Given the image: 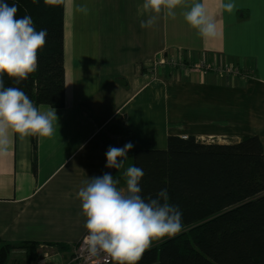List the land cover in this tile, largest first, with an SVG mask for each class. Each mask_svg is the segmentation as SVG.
<instances>
[{"label":"crops","instance_id":"obj_1","mask_svg":"<svg viewBox=\"0 0 264 264\" xmlns=\"http://www.w3.org/2000/svg\"><path fill=\"white\" fill-rule=\"evenodd\" d=\"M196 2L213 15L218 38L203 39L185 21ZM142 3L70 0V27L81 24L88 38L76 35L68 61L64 55V105H36L55 109V132L35 136V170L31 137L12 135L8 155L0 158V239L38 242L37 264H68L87 232L79 189L106 172L124 187L135 149L165 148L172 134L218 143L256 135L264 150V0H235L232 14L220 10V0H186L174 19L162 14L151 28L140 27L147 19L139 15ZM77 4H86L88 14L73 10ZM159 54L232 63L246 76L153 69ZM128 142L134 147L124 167L106 168L109 146ZM14 252L24 261V250Z\"/></svg>","mask_w":264,"mask_h":264},{"label":"trees","instance_id":"obj_2","mask_svg":"<svg viewBox=\"0 0 264 264\" xmlns=\"http://www.w3.org/2000/svg\"><path fill=\"white\" fill-rule=\"evenodd\" d=\"M18 7L17 18L31 16L37 31L47 30L38 52V69L16 85L4 76L5 87H18L35 105H64V2L6 0ZM32 168L36 169L35 136L31 137ZM133 166L140 167L141 195L155 198L167 189L169 203L182 211L184 230L155 244L138 264H264V150L256 135L231 143L168 135L165 148H138ZM58 249L61 243H48ZM40 244L0 239V264L24 250V261L38 259ZM111 264H114L112 261Z\"/></svg>","mask_w":264,"mask_h":264},{"label":"clouds","instance_id":"obj_3","mask_svg":"<svg viewBox=\"0 0 264 264\" xmlns=\"http://www.w3.org/2000/svg\"><path fill=\"white\" fill-rule=\"evenodd\" d=\"M64 0H46L59 6ZM186 5V0H143L139 15L141 28L155 26L162 14L175 18V10ZM219 8L232 14L235 0H220ZM75 11L87 15L86 4L75 5ZM18 7L0 0V158L11 148V137L24 140L28 137H52L58 117L55 109L42 111L18 87H5L4 76L19 85L38 69V52L46 44L47 30L37 31L29 15L17 18ZM187 24L200 37L213 40L221 35L217 22L202 2L193 3L184 12ZM134 145L109 146L105 153L106 168L119 170L128 159ZM144 171L128 166L123 172L124 187L111 173L91 177L84 181L77 193L81 211L86 218L87 234L83 245L89 255L104 253L114 264H138L144 253L155 244L164 243L184 230L182 211L169 203L168 190L161 189L155 198L141 195L140 181Z\"/></svg>","mask_w":264,"mask_h":264},{"label":"built area","instance_id":"obj_4","mask_svg":"<svg viewBox=\"0 0 264 264\" xmlns=\"http://www.w3.org/2000/svg\"><path fill=\"white\" fill-rule=\"evenodd\" d=\"M152 65L153 69H175L181 74H188L190 71H198L201 74H205L209 71H215L223 72L229 75H239L242 77L246 76L245 71L239 69V67L235 66V64L226 62L224 63L221 61L208 62L205 57H203L197 63H190L184 60L181 56L172 55L165 57L162 54H159L153 59ZM154 78H156V75ZM185 137V135L182 136V138ZM86 234L87 232L75 244L68 264H111V258L102 252L97 256H91L88 254L86 247L83 245V237Z\"/></svg>","mask_w":264,"mask_h":264},{"label":"rangeland","instance_id":"obj_5","mask_svg":"<svg viewBox=\"0 0 264 264\" xmlns=\"http://www.w3.org/2000/svg\"><path fill=\"white\" fill-rule=\"evenodd\" d=\"M74 8V7H73ZM75 10V8L73 9ZM70 0H65V12H64V34H65V44H64V55L66 61H68V58L70 56V53L72 54L73 46L75 43V36L78 35V38L82 36L83 39H86L88 37H84V31L81 30V24L74 22V25L70 27ZM71 28V30H70ZM88 33V32H86ZM86 50L88 51V47H86ZM11 254H14L11 256ZM10 257L7 261V264H37L38 261H34L31 263H27L23 260H21V256L19 252L11 253ZM13 259V260H12Z\"/></svg>","mask_w":264,"mask_h":264}]
</instances>
